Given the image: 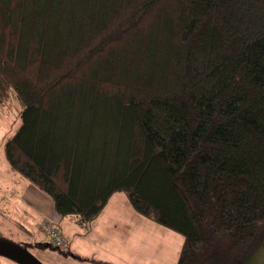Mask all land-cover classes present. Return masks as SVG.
Returning <instances> with one entry per match:
<instances>
[{
    "label": "trees",
    "instance_id": "trees-1",
    "mask_svg": "<svg viewBox=\"0 0 264 264\" xmlns=\"http://www.w3.org/2000/svg\"><path fill=\"white\" fill-rule=\"evenodd\" d=\"M14 108L10 170L83 233L122 194L182 237L176 264L264 247V0H0ZM54 228L65 251L29 246L103 264Z\"/></svg>",
    "mask_w": 264,
    "mask_h": 264
},
{
    "label": "crops",
    "instance_id": "crops-1",
    "mask_svg": "<svg viewBox=\"0 0 264 264\" xmlns=\"http://www.w3.org/2000/svg\"><path fill=\"white\" fill-rule=\"evenodd\" d=\"M13 174L10 168L9 172H0V228L3 233L12 232L14 227L27 234L31 239V245L39 244L42 242V236L38 231V224L47 221L67 238L69 251L74 256L103 264H129L125 257L129 254V243L124 238L125 233L130 231V223L133 222L136 214L122 194H116L110 199L100 217L91 224L89 232L85 234L69 220L59 218L53 204L46 200L48 197L26 180V182L23 181L24 179L20 180L19 175L15 174L20 178ZM40 201L42 203H39ZM121 206L123 210H120ZM122 211H127L128 216L122 218ZM115 232H118L119 236L117 242L113 238ZM84 246L87 247L83 249ZM64 258L63 264H71L73 261H77L78 264H93L73 257ZM61 262L62 260H58L56 264Z\"/></svg>",
    "mask_w": 264,
    "mask_h": 264
},
{
    "label": "rangeland",
    "instance_id": "rangeland-1",
    "mask_svg": "<svg viewBox=\"0 0 264 264\" xmlns=\"http://www.w3.org/2000/svg\"><path fill=\"white\" fill-rule=\"evenodd\" d=\"M20 109H12L8 111L6 109H0V172H9V167L6 164L4 157V144L12 137L19 125L20 119L18 116ZM14 173V172H13ZM17 175V174H16ZM15 173L13 176H16ZM18 177V176H16ZM20 178V177H18ZM20 180H23L20 178ZM25 181V180H23ZM26 182V181H25ZM127 201L126 197L122 195ZM46 198V197H45ZM50 204L51 201L47 198ZM125 201V204L127 202ZM39 203H42L41 201ZM112 201L110 202L111 205ZM108 205V208H110ZM119 206V205H118ZM123 206L120 207V210ZM126 209V205L124 210ZM127 211H122V218L127 217ZM133 222L131 221V229L125 233L124 240L129 243V254L125 255L129 264H176L179 252L182 246V237L168 231L162 227H159L143 217L135 215ZM3 235V236H2ZM0 237L11 244L26 249L30 255H32L41 264H56V261L62 260L64 257L54 251H46L45 253L33 250L29 246L30 238L26 233L21 230L12 228V232L3 233L0 228ZM114 240H119L118 232L113 234ZM121 238V234H120ZM122 242V238H121ZM87 246H84L85 249ZM49 262V263H48ZM0 264H16L10 260L0 257ZM71 264H78L77 261L71 262ZM252 264H264V247L259 251L252 261Z\"/></svg>",
    "mask_w": 264,
    "mask_h": 264
},
{
    "label": "water",
    "instance_id": "water-1",
    "mask_svg": "<svg viewBox=\"0 0 264 264\" xmlns=\"http://www.w3.org/2000/svg\"><path fill=\"white\" fill-rule=\"evenodd\" d=\"M0 257L16 264H41L26 249L5 240H0Z\"/></svg>",
    "mask_w": 264,
    "mask_h": 264
},
{
    "label": "built area",
    "instance_id": "built-area-1",
    "mask_svg": "<svg viewBox=\"0 0 264 264\" xmlns=\"http://www.w3.org/2000/svg\"><path fill=\"white\" fill-rule=\"evenodd\" d=\"M38 231L42 236V241L48 245L65 251L67 249V241L54 228V226L47 221L38 224Z\"/></svg>",
    "mask_w": 264,
    "mask_h": 264
}]
</instances>
